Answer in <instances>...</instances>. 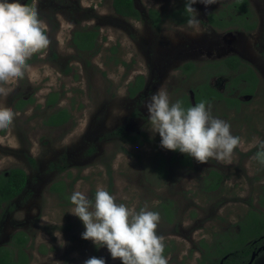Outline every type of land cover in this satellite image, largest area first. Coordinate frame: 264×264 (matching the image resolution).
<instances>
[{"label": "rangeland", "instance_id": "1", "mask_svg": "<svg viewBox=\"0 0 264 264\" xmlns=\"http://www.w3.org/2000/svg\"><path fill=\"white\" fill-rule=\"evenodd\" d=\"M183 1L135 0L142 13L136 20L116 13L113 0H20L22 6L30 2L28 8L45 23L49 44L26 60L30 74L0 82L7 92L0 95V107L14 113L7 126H0V171L21 167L29 175L24 191L11 204H0V246L9 245L12 235L22 230L29 236L30 264H83L92 256L121 264L106 247L81 238L84 225L69 212V197L77 186L92 197L102 185L117 203L158 211L157 234L163 238L168 264H198L205 252V263L223 264L224 257L217 255L239 245L226 243L223 236L234 235L250 209L264 214V164L255 155L258 141L264 140V0H252L259 19L252 32L221 30L207 22L211 10L230 0H195L191 13L199 21V33L168 16ZM150 8L163 16L158 29L149 20ZM84 29L99 31L97 46L90 51H80L73 42L74 32ZM230 53L254 66L260 78L258 95L242 96L238 111L223 101L211 102L212 115L230 123L239 143L225 161L192 158L186 167L173 159L174 150L160 146L159 134L150 130L145 102L159 89L167 91L170 102L183 94L193 100L202 74L185 78L179 67L186 61L201 66ZM138 75L145 77L144 88L131 97L128 86ZM226 80L216 76L211 84L222 90ZM50 92L60 94L54 106L46 102ZM21 100L31 101L20 108ZM64 108L71 114L68 122L45 123L52 112ZM118 127L129 134L145 133L141 139L147 141L126 142L114 132ZM161 158L167 163L164 177L156 170ZM213 170L222 178L210 190L213 178H206ZM58 180L68 185L66 198L50 188ZM164 202L172 205L171 219L161 208ZM216 239V247L207 249L202 243L214 244ZM254 264H264V250Z\"/></svg>", "mask_w": 264, "mask_h": 264}, {"label": "clouds", "instance_id": "2", "mask_svg": "<svg viewBox=\"0 0 264 264\" xmlns=\"http://www.w3.org/2000/svg\"><path fill=\"white\" fill-rule=\"evenodd\" d=\"M195 0H187L192 10ZM187 24L199 33V21L189 17ZM45 23L34 8L22 6L20 0H0V82L22 78L31 73L26 60L49 44ZM123 94V90H121ZM0 95L7 92L0 88ZM151 131L160 136V146L187 154L198 162L209 158L225 161L239 143L231 132L230 123L212 115L211 104L201 100L185 108L180 99L169 101L166 90L152 93L145 102ZM13 111L0 107V126H7ZM256 158L264 164V140L258 141ZM71 212L78 217L84 230L81 238L91 240L97 247H106L112 259L121 264H168L163 254V238L157 234L158 211L141 207L138 211L116 197L104 186L97 185L89 197L79 186L70 194ZM83 264H106L103 257H89Z\"/></svg>", "mask_w": 264, "mask_h": 264}, {"label": "trees", "instance_id": "3", "mask_svg": "<svg viewBox=\"0 0 264 264\" xmlns=\"http://www.w3.org/2000/svg\"><path fill=\"white\" fill-rule=\"evenodd\" d=\"M113 6L115 11L126 18H135L140 19V11L135 7L134 0H113ZM231 6H236V14L233 12L231 14V18H226V13L221 11L217 15H210V21L220 27L227 26L229 24L237 23L240 25H245L246 28H249V20H247L246 15L248 14V8L246 5V0H235ZM29 7V6H26ZM247 11V12H246ZM250 14V13H249ZM151 17L154 21L155 26H159L161 22L160 14L157 10H151ZM249 26V27H248ZM251 27L253 25L251 24ZM99 32L96 29H84L79 30L74 33L73 36V42L75 46L80 51H90L96 46V38L97 34ZM235 59L232 58V61ZM219 62L213 63L215 66H219L221 64H218ZM212 65V64H210ZM236 65H232V67H235ZM183 71L186 74H189L192 69L194 68V65L192 62H188L185 65L182 66ZM229 67L223 66V69H226ZM250 75V77H249ZM254 77V80H253ZM241 78L250 79V83L253 85H247L245 89L241 90V93H251L253 92L254 86L256 85V79L253 74V72L249 71L241 74L239 77H237L235 80V84L238 83ZM143 84V77L137 76L135 82L130 83L129 85V95L131 97H134L137 92L142 88ZM205 88L204 92H198L195 96L196 103H199L201 100H206L207 102L210 100V97H218L220 98V94H216L215 90L208 87L207 85L199 86L198 88ZM60 99V94L58 92H50L47 96V105L54 106L58 103ZM183 102V106L185 108L189 106H194L192 102L187 98L183 97V99H180ZM31 100H21V103L18 105V107H22L25 103H29ZM228 105L231 107H235L237 109L240 108L241 101L238 98H227L226 99ZM71 118V114L68 111V109H58L54 112H52L48 118L46 119L45 123L49 126H61L69 121ZM116 134L120 135L121 137L125 138L128 142H137L139 144H142L143 141L140 139L139 135L131 134L127 135L123 133V129H117L115 132ZM179 155V156H177ZM173 159H178L179 162L183 165H192V157L188 156L187 154L180 153L179 151H175V154L173 156ZM166 161L165 158H161L160 162L158 163L156 170L158 175L164 176L166 175ZM61 168V167H60ZM62 169V168H61ZM213 174H216L215 172H212ZM27 182V174L25 170L14 167L8 170L7 173L0 172V204L1 203H10L26 186ZM217 184L213 185L212 187H215ZM51 190L56 193H60L62 197L68 196L66 195L68 185L63 180L55 181L51 185ZM161 207L163 208L166 216L168 219H171L173 217V210L171 203H163L161 204ZM264 226V218L263 215H261L258 211L254 209H250L249 212L245 215V218L240 221V231L238 233L235 232L234 235L226 234L224 236V239L226 243H239V245L233 247H228L226 250H222L220 254L224 255L227 253L230 254H245L247 253V249L251 247V245H248L249 241L252 239L257 238L263 231ZM223 239V240H224ZM240 239V241H239ZM29 241L28 235L24 231H18L14 234L12 242L10 247L3 246L0 247V264H28V257L25 253V246L27 242ZM204 247L209 249L210 247L206 242H202ZM218 244V243H217ZM220 246V245H218ZM166 253V250L165 252ZM250 253V251H249ZM18 255V257L15 259V255ZM207 252H205L203 259L201 260V263H204L207 260ZM244 257H233L232 261L227 260L228 264H243Z\"/></svg>", "mask_w": 264, "mask_h": 264}, {"label": "flooded vegetation", "instance_id": "4", "mask_svg": "<svg viewBox=\"0 0 264 264\" xmlns=\"http://www.w3.org/2000/svg\"><path fill=\"white\" fill-rule=\"evenodd\" d=\"M235 0H230L229 2H226V3H224L221 7H219L218 9H213V10H211L209 13H208V15H207V22L211 25V26H213V27H215V28H217V29H221V30H235V29H238V30H242V31H245V32H252V31H255L256 29H257V27H258V24H259V19H258V16H257V13H256V7H255V5L253 4V2H252V0H246V5H247V8H248V14L246 15V18H247V20H249V22H248V24H249V28H246V26L245 25H240V24H237V23H233V24H229V25H227V26H224V27H220V26H217V25H215V24H213L211 21H210V18H211V16L210 15H217V14H219L221 11H223L224 13H226L225 15H226V18L227 19H230L231 18V14L234 12L235 14H236V11L235 10H237L236 9V6H231L230 7V4H232L233 2H234ZM186 3H187V0H184L183 1V3L182 4H180L179 6H177V7H175L170 13H169V17L176 23V24H179V25H183V24H186L187 23V19L189 18V17H192V13H191V11H188L187 9H186ZM134 4H135V0H134ZM28 6H30V2H29V4H28ZM26 7V6H25ZM135 7L140 11V9L136 6V4H135ZM113 8H114V6H113ZM115 10V9H114ZM151 10H157L158 12H159V14H160V17H161V22H160V25L162 24V20H163V16L161 15V13H160V11L158 10V9H156V8H150L149 9V15H148V17H149V20H150V22H151V25L153 26V28H155V29H158V28H160V25L159 26H155L154 25V21H153V19H152V17H151ZM229 12L231 13V14H229ZM247 12V11H246ZM117 13V12H116ZM250 13V14H249ZM140 15H141V17H142V13H141V11H140ZM135 19V18H134ZM141 19V18H140ZM140 19H136V20H140ZM251 24L253 25V27H251ZM97 31H98V29H96ZM76 32V31H75ZM74 32V33H75ZM99 32V31H98ZM99 35V33L97 34V36ZM73 36H74V34H73ZM95 43H96V41H95ZM262 45H263V54H264V37H263V40H262ZM96 46H97V43H96ZM95 46V47H96ZM94 47V48H95ZM93 48V49H94ZM232 58H234L235 60L234 61H232ZM188 62H192L193 63V65H194V68L192 69L193 71H191L189 74H186L184 71H183V68H182V66L183 65H185L186 63H188ZM216 62H219L218 64H221V65H219V66H215V64H213V63H216ZM210 64H212V65H210ZM232 65H236L235 67H232ZM223 66H225V67H229V68H226V69H223ZM179 69L181 70V74L183 75V76H185V78H190L192 75H199L200 73L202 74V77H203V79H202V82H199L198 84H196V86H195V88H194V98H193V100L192 99H190V97L188 96V95H186V94H183V95H181L178 99H183V97L185 96V97H187L191 102H192V104L193 105H195L196 104V101H195V96H196V94L198 93V92H204V90H206L205 88H198L199 86L201 87L202 85H207L208 87H210V88H212V89H214L215 90V92H216V94H220L221 96H220V98H218V97H216V96H214V97H210V100L208 101V103H211V102H213V101H215V100H217V101H223L228 107H230L229 105H228V103H227V101H226V99L227 98H238L240 101H241V105H240V108H241V106H242V104L244 103V101L241 99V97L242 96H246V95H251V96H256V95H258L257 93H258V88H259V86H260V78H259V76H258V74H257V72H256V70H255V68H254V66L249 62V61H247V60H245L241 55H239V54H234V53H230V54H228V55H225V56H222V57H220V58H214V59H210V60H207L203 65H201V66H199L196 62H194V61H186V62H184L180 67H179ZM198 71H199V74H198ZM249 71H251V72H253V74H254V76H255V79L257 80L256 81V85L254 86V89H253V92H251V93H241V90H243V89H245L246 88V86L250 83V79H245V78H241V80H239L238 81V83L237 84H235V79L237 78V77H239L241 74H243V73H245V72H248L249 73ZM139 76V75H138ZM140 76H142L143 77V84H142V88L137 92V94L134 96V97H136L137 95H138V93L139 92H141L142 90H143V88H144V84H145V77H144V75H140ZM200 76V75H199ZM216 76H225V77H227V80H226V82H225V84H224V89H222V90H220V89H218L217 87H215L214 85H212L211 84V79L213 78V77H216ZM201 77V76H200ZM249 77H250V75H249ZM137 78V77H136ZM136 80V79H135ZM253 80H254V77H253ZM133 82H135V81H133ZM130 85V84H129ZM249 85H253L252 83H250ZM128 88H129V86H128ZM205 93V92H204ZM128 94H129V90H128ZM130 96V95H129ZM230 108H233V109H235V111H238L239 109H237V108H235V107H230ZM255 117H257L258 118V120H259V116H256V115H254ZM260 117H261V115H260ZM120 128H122V127H118L117 129H120ZM117 129L116 130H114V132H116L117 131ZM123 129V128H122ZM123 133H125L124 132V130H123ZM125 134H127V135H131V134H129V133H125ZM144 134L145 133H142V134H140L139 136H140V139L144 136ZM137 135V134H136ZM123 138V137H122ZM124 140H126L125 138H123ZM142 141H143V143H145L146 141H147V138H144V139H142ZM126 142H128L127 140H126ZM129 143H137V142H129ZM142 143V144H143ZM139 144V143H138ZM257 152V151H256ZM177 156H179V155H177ZM178 160V159H177ZM160 161V160H159ZM179 161V160H178ZM192 162H193V159H192ZM183 165V164H182ZM184 166H186V167H190V166H188V165H184ZM54 167H56L57 168V166L56 165H54V166H52L51 168H54ZM14 168V167H13ZM18 168H21V167H18ZM21 169H23V168H21ZM23 170H25V169H23ZM1 172V171H0ZM8 171H5V172H3V173H7ZM25 172H26V170H25ZM212 172H215L216 174H213ZM26 174H27V182H26V186H25V188L27 187V185H28V181H29V175H28V173L26 172ZM167 175V174H166ZM166 175H164V176H166ZM161 176V175H160ZM164 176H162V177H164ZM208 178H213L212 180H210L209 182H208V186H207V188L208 189H216V188H218V186L220 185V182H221V178H222V176H221V174L218 172V171H211V172H209V174H208V176H207V178H206V182H207V179ZM215 183L217 184L215 187H212L213 185H215ZM24 188V189H25ZM24 189L18 194V195H20L23 191H24ZM17 195V196H18ZM16 196V197H17ZM15 197V198H16ZM14 198V199H15ZM13 199V200H14ZM12 200V201H13ZM12 201L10 202V203H7V204H11L12 203ZM165 203V202H164ZM167 204H168V202H166ZM161 204H163V203H161ZM162 208V207H161ZM163 209V208H162ZM261 215H263V218H264V214L263 213H261V212H259ZM244 218H245V216H244ZM243 218V219H244ZM238 230L236 231V233H238L239 231H240V229H241V227H240V222L238 223ZM19 231H22V230H19ZM18 232V231H17ZM17 232H15V233H17ZM25 232V231H24ZM14 233V234H15ZM14 234L12 235V237H11V239H10V243H9V245H5V246H8V247H10V245H11V242H12V239H13V236H14ZM27 234V233H26ZM231 235H233L232 233H230ZM224 237V236H223ZM28 238H29V236H28ZM221 237H219L218 239H220ZM218 239H216V241L214 242V244H208V246L210 247V246H214V247H216V245H217V243H218ZM28 243V242H27ZM248 245H251V247L250 248H248L247 249V253H243V254H239V253H236V254H233V256H230V253H227V254H224V255H217L218 257H224V260H222L221 262H223V264H228V262H227V260L229 259V260H231L232 261V258H230V257H244L245 259L243 260V264H254V261H255V259L257 258V257H259L260 256V253L262 252V250H264V226H263V231H262V233L257 237V238H255V239H252L251 241H249V243H248ZM26 246H27V244H26ZM26 246H25V253H26ZM0 247H3V245H1ZM249 251H250V253H249ZM27 254V253H26ZM215 256V255H214ZM18 257V255L16 254L15 255V259ZM27 257H28V255H27ZM203 257H204V255L202 254V256H201V258L198 260V264H201V260L203 259ZM211 257H213V255L211 256ZM220 263V262H219ZM218 263V264H219ZM28 264H30V258L28 257ZM204 264H208V263H205L204 262Z\"/></svg>", "mask_w": 264, "mask_h": 264}]
</instances>
